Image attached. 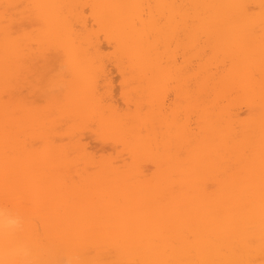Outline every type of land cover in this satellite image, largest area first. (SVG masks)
Returning a JSON list of instances; mask_svg holds the SVG:
<instances>
[{
  "label": "bare ground",
  "instance_id": "bare-ground-1",
  "mask_svg": "<svg viewBox=\"0 0 264 264\" xmlns=\"http://www.w3.org/2000/svg\"><path fill=\"white\" fill-rule=\"evenodd\" d=\"M0 264H264V0H0Z\"/></svg>",
  "mask_w": 264,
  "mask_h": 264
},
{
  "label": "rangeland",
  "instance_id": "rangeland-1",
  "mask_svg": "<svg viewBox=\"0 0 264 264\" xmlns=\"http://www.w3.org/2000/svg\"><path fill=\"white\" fill-rule=\"evenodd\" d=\"M119 78L116 73H113L112 75V82H113V87L115 88V93L119 91V84H118Z\"/></svg>",
  "mask_w": 264,
  "mask_h": 264
}]
</instances>
